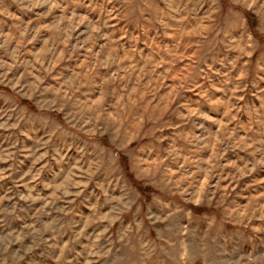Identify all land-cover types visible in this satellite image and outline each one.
Segmentation results:
<instances>
[{"label":"rangeland","instance_id":"1","mask_svg":"<svg viewBox=\"0 0 264 264\" xmlns=\"http://www.w3.org/2000/svg\"><path fill=\"white\" fill-rule=\"evenodd\" d=\"M0 264H264V0H0Z\"/></svg>","mask_w":264,"mask_h":264},{"label":"trees","instance_id":"2","mask_svg":"<svg viewBox=\"0 0 264 264\" xmlns=\"http://www.w3.org/2000/svg\"><path fill=\"white\" fill-rule=\"evenodd\" d=\"M253 29V28H252ZM1 89L2 90H4V91H7V92H9V93H11V91L8 89V88H6V87H2L1 86ZM13 95H14V93H12ZM16 97V96H15ZM19 102H22V103H24L26 106H27V108H29V109H32L33 108V106L29 103V101L28 100H25V99H19L18 100ZM49 114L51 115V116H53L54 118H58V113H56V112H54V111H50L49 112ZM98 138H101L100 136L98 137ZM120 163L122 164V167L123 168H126V163H125V161L123 160V158H121L120 159ZM136 185V184H135ZM136 187L137 188H140V189H145V190H147V189H153V190H156V192H158V190L156 189V188H153V187H149L148 186V188H144V187H142L140 184H138V185H136Z\"/></svg>","mask_w":264,"mask_h":264}]
</instances>
